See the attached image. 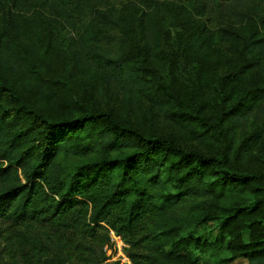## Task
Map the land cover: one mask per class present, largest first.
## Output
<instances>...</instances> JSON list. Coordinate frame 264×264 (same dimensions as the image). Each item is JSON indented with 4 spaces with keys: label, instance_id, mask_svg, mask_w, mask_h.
Listing matches in <instances>:
<instances>
[{
    "label": "trees",
    "instance_id": "obj_1",
    "mask_svg": "<svg viewBox=\"0 0 264 264\" xmlns=\"http://www.w3.org/2000/svg\"><path fill=\"white\" fill-rule=\"evenodd\" d=\"M111 1L0 0V101L14 105H0L2 264H106L110 232L131 264H198L205 251L264 264V88L243 77L264 73V0H202L242 27L213 35L184 18L168 57L155 0ZM248 4L250 17L237 8ZM39 19L93 25L71 43L78 79L94 70L133 119L101 109L90 88L74 112L41 113L52 93L20 51ZM151 110L170 135L145 128ZM210 225L216 236L201 241Z\"/></svg>",
    "mask_w": 264,
    "mask_h": 264
},
{
    "label": "rangeland",
    "instance_id": "obj_2",
    "mask_svg": "<svg viewBox=\"0 0 264 264\" xmlns=\"http://www.w3.org/2000/svg\"><path fill=\"white\" fill-rule=\"evenodd\" d=\"M37 1V0H36ZM158 4V15L163 19V26L165 30V41L162 44V54L168 57L170 50L181 46L184 39L187 37V31L183 29V19L188 18L197 24L200 28L209 31L215 35L220 29L239 30L243 25V19L229 17L224 15L221 10L211 3H205L202 0H155ZM111 3L117 8H130L138 6L137 0H113ZM253 6V3H251ZM239 5L237 8L243 16H252V6ZM264 15V13H263ZM41 19L36 21V28L33 29V42H29L27 51L23 45L20 49L21 57L26 61L35 65L34 70L37 71L38 77L49 88L52 93V101L45 102L41 106H36L41 113L47 116L50 120H57L62 116L74 112V105L83 98L85 88H90L93 92L94 99L98 102L99 107L103 110L112 111L118 117H126L133 119L135 116L131 115L122 105L120 92L112 87L104 84L98 77L97 73L90 69L82 82L78 79V74L74 68L73 50L71 48L72 40H77L82 35H90L95 33V28L87 25L79 26L76 30L63 29L61 26L55 29L46 28ZM109 42V41H107ZM175 57V56H173ZM71 71L72 78L70 81H65L66 73ZM230 72V70H229ZM37 75V74H36ZM40 75V76H39ZM61 77V79H58ZM251 80V88H264V73L258 71H247L244 76ZM74 79V80H73ZM14 87L17 88L22 96L30 104H35L26 93L20 88L19 83L14 81ZM85 84V86H84ZM0 105L8 110H11L14 105L12 100L8 97L2 98ZM149 110V105L145 104ZM151 112V113H150ZM147 114V123L145 128L151 130L159 135H170L172 131L171 125L160 121L156 125H151V119L156 115L155 110H151ZM14 116V115H13ZM13 116L7 119L9 122ZM155 120V119H154ZM217 232L213 225L207 226L205 231L200 233L199 239L201 241L212 240ZM111 236V232L109 233ZM122 242H111L110 247L105 249L106 264H129V260L125 257L123 252ZM125 245V244H124ZM121 248V251L118 250ZM128 245H125V248ZM1 248V247H0ZM126 248V249H127ZM198 256V264H248L244 259H236L232 262H218L215 254L210 251L204 253H196ZM3 256L0 254V264H2ZM225 258V257H224ZM131 264V263H130Z\"/></svg>",
    "mask_w": 264,
    "mask_h": 264
},
{
    "label": "built area",
    "instance_id": "obj_3",
    "mask_svg": "<svg viewBox=\"0 0 264 264\" xmlns=\"http://www.w3.org/2000/svg\"><path fill=\"white\" fill-rule=\"evenodd\" d=\"M111 239H110V242H115V243H117V241L120 243V242H122V239L119 237V236H117V235H115L113 232H111ZM123 248V254L125 255V253H124V249H125V245H124V243H123V245H121ZM109 249V248H108ZM108 249H105V250H108ZM118 250H120L121 251V248H119L118 247ZM125 257H126V255H125ZM127 258V257H126ZM128 259V258H127ZM130 264V263H129Z\"/></svg>",
    "mask_w": 264,
    "mask_h": 264
}]
</instances>
